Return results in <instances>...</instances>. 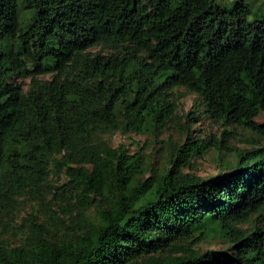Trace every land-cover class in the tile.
<instances>
[{
    "label": "trees",
    "instance_id": "trees-1",
    "mask_svg": "<svg viewBox=\"0 0 264 264\" xmlns=\"http://www.w3.org/2000/svg\"><path fill=\"white\" fill-rule=\"evenodd\" d=\"M250 13L242 0H0V223L24 196L33 225L27 242L0 239V264H264V143L229 148L236 160L216 175L184 170L195 154L227 148L228 126L264 140V15ZM176 85L198 93L221 139L187 125L161 169L96 139L165 128ZM52 162L69 177L55 188ZM48 192L74 199L72 237L37 221ZM217 234L226 246L200 248Z\"/></svg>",
    "mask_w": 264,
    "mask_h": 264
},
{
    "label": "rangeland",
    "instance_id": "rangeland-1",
    "mask_svg": "<svg viewBox=\"0 0 264 264\" xmlns=\"http://www.w3.org/2000/svg\"><path fill=\"white\" fill-rule=\"evenodd\" d=\"M222 5L231 6L238 0H218ZM248 4L251 9L250 18L264 15V0H242ZM100 46H94L96 50ZM42 78H49L51 73H42ZM15 80L27 88L30 84L29 76L16 75ZM169 97L175 103V115L169 120L167 126L157 132L123 131L116 129L108 132H97V140H105L112 147H116L123 143L129 153H142L145 164L150 168L161 169L170 163L172 151L175 150L179 143H183L186 139V126L193 130L198 138H209L212 140L222 138L223 124L221 121L212 118L206 112V106L195 91L184 85H176L170 91ZM256 120L264 121V112H261ZM228 135L225 140L227 148L216 149L211 148L204 155L195 154L191 163L184 167V170H190L203 176H212L218 174L222 170H226L232 166L236 160L234 151L231 149H253L264 143L263 139L253 131L239 125L228 126ZM231 148V149H229ZM57 156H60L57 155ZM51 170L49 174V184L52 188L56 185L66 183L68 174L65 169L61 172L56 170L54 162L50 164ZM151 174V169L144 176ZM53 192L47 193L45 204L37 203L35 205V214L38 216L37 221L42 223L48 230L49 234L55 238H70L78 227L77 221V205L74 199L65 203L64 200H55L52 198ZM32 213V201L22 196V202L15 213L8 217L4 223H0V239L9 242L11 245L27 242L29 235L32 234L33 225L30 221ZM87 213L96 217V206L92 205L87 209ZM258 217V213H254L242 222V227H252L254 220ZM198 245L201 249L222 248L226 246V240L220 234L200 237Z\"/></svg>",
    "mask_w": 264,
    "mask_h": 264
}]
</instances>
